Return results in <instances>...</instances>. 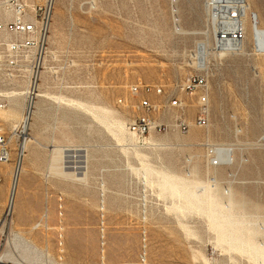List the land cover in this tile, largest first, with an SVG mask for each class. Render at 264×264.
Segmentation results:
<instances>
[{"label": "rangeland", "instance_id": "rangeland-1", "mask_svg": "<svg viewBox=\"0 0 264 264\" xmlns=\"http://www.w3.org/2000/svg\"><path fill=\"white\" fill-rule=\"evenodd\" d=\"M91 1H57L51 70L40 82L50 98L40 119L22 134L25 95L0 111L11 153L9 163H0V264H141L143 251L147 264H264V54L253 49L250 22L246 51L221 55L212 37L199 34L212 26L206 0L179 4L184 28L199 35L175 32L171 0ZM253 8L264 26V0ZM202 41L211 43L204 70L209 125L133 139L127 131L139 115L138 100H164L133 95L136 85L180 96L190 105L187 122H194L193 98L180 87L203 74L192 66ZM26 89L19 81L13 92ZM68 100L102 113L97 118ZM177 115L172 110L158 120ZM193 132L200 138L189 142ZM26 139L12 211L11 185ZM207 142L231 149L234 163L211 166ZM55 147L66 150L72 176L50 174Z\"/></svg>", "mask_w": 264, "mask_h": 264}, {"label": "built area", "instance_id": "built-area-1", "mask_svg": "<svg viewBox=\"0 0 264 264\" xmlns=\"http://www.w3.org/2000/svg\"><path fill=\"white\" fill-rule=\"evenodd\" d=\"M58 0H0V111L5 110L12 97L10 93L18 88L19 81L26 84V102L31 105L37 98L42 74L49 55L50 36ZM227 1L206 0L208 19L214 28L213 50L215 53H237L246 40L245 17L248 0H239L240 8H227ZM260 25L257 20L256 27ZM257 53L264 49L255 48ZM196 60L199 59L195 52ZM205 70V69H204ZM188 77L180 90L193 98L196 116L193 123L187 122L189 103L175 93L167 94L161 86L143 85L132 87L131 93L147 95L155 93L164 97L162 102L152 101L144 96L136 103L139 115L128 126V132L142 139L152 130L159 132L178 129L188 132L191 125L207 127L210 122L208 74ZM176 110L173 122L159 121L166 112ZM29 112L25 110L24 117ZM226 160L217 156L218 146L207 145L210 164L213 167L229 166L234 163L233 152ZM10 147L7 137L0 133V163L10 162ZM145 251L140 255L141 264H147Z\"/></svg>", "mask_w": 264, "mask_h": 264}, {"label": "bare ground", "instance_id": "bare-ground-1", "mask_svg": "<svg viewBox=\"0 0 264 264\" xmlns=\"http://www.w3.org/2000/svg\"><path fill=\"white\" fill-rule=\"evenodd\" d=\"M253 1L254 0H248V4H247V14H246V17H245L246 39L248 37L247 36L248 22H250V24H251V36H252V40H253V49H254V47L255 48L259 47L260 49H264V26L262 25V20H261V17L259 15L258 11H256L253 8ZM91 3L94 6L96 4V0H92ZM179 4H180V0H171L174 29H175V32L177 34H179V35H189L190 32L187 31L184 28L183 24H182L181 8H180ZM205 8H206V6H205ZM227 8H240V1L239 0L227 1ZM206 11H207V8H206ZM207 16H208V11H207ZM257 20L260 23V25L258 27H256ZM208 21H209V19H208ZM204 33L208 37H212L211 38V43L214 42V28L212 26L210 27V29H207V31H205V32H199V34H204ZM191 34L192 35L193 34L196 35V34H198V32H194V33H191ZM211 43L208 42V41L199 42V44L197 45V49H196V52H198L199 59L196 60V62H193L192 66L196 67L199 70L206 69V67H207V56L210 53ZM246 49H247V43H246V40H245L243 45L241 46V48L239 49V51L237 53L245 52ZM49 53H50V50H49ZM225 54H227V52L226 53L225 52L221 53V55H225ZM230 54H236V53H230ZM260 54H264V53H260ZM47 59H48V57H47ZM47 59H46L45 70H46V68L51 70V68L48 67V65H47ZM42 76H43V74H42ZM25 94H26V92H24V91H16V92L10 93V97L22 96V95H25ZM48 97H49L48 92L43 91V90H39L38 93H37V98H36L35 102L32 103L31 105H29V104L27 105L26 109H27V112H29V116L27 118L23 117V120H22V128H23L22 134H26L27 130H29V128H31L32 119H33L34 116H36L38 114V111H39V103L43 99H46ZM62 102H65V101L63 100ZM68 102L73 107L74 106L75 107H80V108H83V109L87 110V107L85 105H82L79 102L72 101V100H68ZM88 109L90 110V112H91V110H93L91 108H88ZM93 111H95V110H93ZM97 112H98V115H99V113H102V111H97ZM97 112H94V113H97ZM103 116H106V118L108 117L105 114ZM100 117H101V115H100ZM111 119L112 118H110V122L112 121ZM107 121H108V118H107ZM114 123H116L119 126H121L122 128H124V124L123 123L116 122V121ZM127 133H128L129 136H131L136 141L138 140V138H136L134 135L130 134L128 131H127ZM209 134L211 135V133H207V140L210 139ZM207 143L208 144H212L210 142H207ZM150 146H152L154 148V147H161L162 145L150 142ZM27 148H28V140L26 139L23 142V144L21 145V148H20V155H19V159L17 161V164L15 166L14 179H13L12 185H11V192H10V197H9V208L12 211L15 209V206H16L18 183H19V178H20V174H21V171H22V165H23V162H24V153L26 152ZM53 153H54V156L51 158V162H50V172H51L50 174H55V175L62 176V177H66V176L68 177L70 175L72 176L73 172L72 173H68L67 172V167L64 165V158H65V155H66L65 154L66 150H64L62 148L55 147L53 149ZM217 156L221 160L228 159L231 156L229 148L218 147ZM167 170H169V172L171 173L172 176H175L174 172L170 168H167ZM193 172L196 173V174L198 173L197 166L192 169L190 175L193 174ZM46 177H47V175H46ZM79 180H81V179H79ZM203 190H205V189H203ZM199 193L200 192L199 191L197 192V190H196V193H194V195H196L195 197H199L202 201H204L202 196H201V194H199ZM204 193H205V191H204ZM230 208H231V206H230ZM210 217L214 218V219H217L220 216H219L218 213H212L210 215ZM262 257L264 259V254H262Z\"/></svg>", "mask_w": 264, "mask_h": 264}, {"label": "crops", "instance_id": "crops-1", "mask_svg": "<svg viewBox=\"0 0 264 264\" xmlns=\"http://www.w3.org/2000/svg\"><path fill=\"white\" fill-rule=\"evenodd\" d=\"M180 8H181V6H180ZM181 15H182V10H181ZM182 24H183V21H182ZM183 26H184V24H183ZM191 33H194V32H190V34H191ZM48 71H50V70L46 68V70L44 71L42 77L46 78V75H47V72H48ZM39 90H43V91L48 92V90L46 89L44 83H42V84L40 85ZM48 93H49V92H48ZM49 94H50V93H49ZM46 100H48V99H43V100L39 103V111H38V114H37L36 116H34L33 119H32V126L34 125V122H35V121H37L38 119H40V116H41V113H42V110H43V104L46 102ZM79 103H81V102H79ZM81 104H82V105H85V104H83V103H81ZM85 106L87 107V110H88V111H90L88 108H91V109H92V107H90V106H87V105H85ZM91 112H92V113L98 118V112H97V111H93V110H91ZM94 112H97V113H94ZM32 126H31V127H32ZM206 136H207V134H206ZM209 136H210V134H209ZM199 138H200V134H199V133H196V132H193V133L190 134V136L188 137V139H189L188 141H189V142L197 141Z\"/></svg>", "mask_w": 264, "mask_h": 264}]
</instances>
